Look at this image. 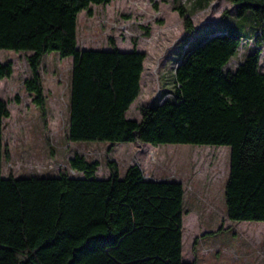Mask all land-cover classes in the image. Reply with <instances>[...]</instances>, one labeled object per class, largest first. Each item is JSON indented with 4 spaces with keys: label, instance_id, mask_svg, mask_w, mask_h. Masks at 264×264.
<instances>
[{
    "label": "trees",
    "instance_id": "1",
    "mask_svg": "<svg viewBox=\"0 0 264 264\" xmlns=\"http://www.w3.org/2000/svg\"><path fill=\"white\" fill-rule=\"evenodd\" d=\"M112 0H0V49L30 51L25 90L42 115L47 113L42 64L47 53L73 57L68 139L230 146L225 183L228 217L264 221V0H230L238 18L250 13L253 35L223 29L195 39L174 73V88L161 101L141 108L140 120L127 117L141 91L146 54L78 46V15L92 4ZM211 0H198L204 7ZM173 10L189 35L191 12ZM222 17V18H223ZM250 47L235 68L242 46ZM0 61V80L13 74ZM16 100L20 102L19 96ZM8 103L0 98V264H196L183 260L185 188L174 179H146L139 165L121 175L96 176L98 161L76 153L71 168L82 176H3V144ZM197 241V240H196Z\"/></svg>",
    "mask_w": 264,
    "mask_h": 264
},
{
    "label": "rangeland",
    "instance_id": "2",
    "mask_svg": "<svg viewBox=\"0 0 264 264\" xmlns=\"http://www.w3.org/2000/svg\"><path fill=\"white\" fill-rule=\"evenodd\" d=\"M175 2L191 12L193 35L187 34L183 18L173 10ZM198 0H112L107 5L92 4L93 15H78V46L81 49H112V39L121 50L137 49L146 54L141 91L127 117L140 120L141 108L161 101L174 88V73L185 48L195 39L227 29L253 35L248 13L234 29L238 18L230 0H211L200 7ZM223 17V18H222ZM250 47L244 45L229 67L239 65ZM30 51L0 49V61L13 63L10 78L0 80V98L8 103L10 116L4 119L3 144L10 157L3 159V176L30 175L82 176L69 160L76 154L100 163L96 176L110 175L109 162L115 161L124 175L137 164L146 179H174L185 188L183 260L198 264H264V221H235L228 217L225 183L230 169V146L121 142L68 139L69 103L73 57L47 53L42 64L47 113L42 115L33 96L24 88L30 76ZM264 71V54L261 57ZM19 96L20 102L16 100ZM197 240V241H196Z\"/></svg>",
    "mask_w": 264,
    "mask_h": 264
},
{
    "label": "crops",
    "instance_id": "3",
    "mask_svg": "<svg viewBox=\"0 0 264 264\" xmlns=\"http://www.w3.org/2000/svg\"><path fill=\"white\" fill-rule=\"evenodd\" d=\"M84 49H95V48H84ZM106 50H109V49H106ZM121 50V49H120ZM133 50V49H132ZM132 50H122V51H132ZM264 54V50H263V53H262V55ZM196 260V259H195ZM196 264H198V260H196Z\"/></svg>",
    "mask_w": 264,
    "mask_h": 264
}]
</instances>
